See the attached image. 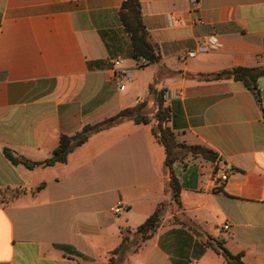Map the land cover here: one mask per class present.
I'll return each mask as SVG.
<instances>
[{
  "label": "crops",
  "instance_id": "0c3cea01",
  "mask_svg": "<svg viewBox=\"0 0 264 264\" xmlns=\"http://www.w3.org/2000/svg\"><path fill=\"white\" fill-rule=\"evenodd\" d=\"M124 1L0 0V264H108L122 228L135 230L165 201L162 225L124 264H230L175 215L246 264H264V75L261 102L241 81L202 77L264 66V0H140L161 54L143 67L120 19ZM207 35L222 47L188 56ZM116 58L132 72L122 88ZM161 92L178 140L218 154L174 164L182 209L172 208L152 124L126 120L52 166L29 169L5 154L45 160L62 134L144 100L154 111Z\"/></svg>",
  "mask_w": 264,
  "mask_h": 264
},
{
  "label": "trees",
  "instance_id": "16d2710c",
  "mask_svg": "<svg viewBox=\"0 0 264 264\" xmlns=\"http://www.w3.org/2000/svg\"><path fill=\"white\" fill-rule=\"evenodd\" d=\"M121 22L129 33L133 47V55L138 65L143 67L150 63L158 62L161 59L159 46L152 40L143 21L142 4L140 0H125L119 9ZM264 75V66L248 67L236 66L216 73L203 74L207 80L232 79L241 81L250 89L261 102L260 90L258 87L259 78ZM153 93L156 91L153 90ZM150 102L144 100L138 104L126 107L118 113L107 117L96 123H89L73 135L62 134L59 143L54 149L51 157L42 161H33L16 152L6 149L5 154L14 164H24L29 169L38 166H52L57 163H66L69 155L77 148L85 144L91 136L101 131L107 130L126 120H132L137 124H152V133L157 141L165 148L166 160L164 174L167 179L168 190L172 194L173 210L182 209L181 192L182 188L178 177L174 171V164L177 161H184L188 156L201 157L209 161H215L218 154L215 150L204 144H188L178 140L172 126L169 125L172 114L171 109L165 105L164 93L157 96V109H150ZM19 191L15 190V195ZM168 203L160 202L154 212L138 226L135 230L126 227L122 228L121 243L110 252L108 264H124L128 258L137 253L145 243L150 240L162 225L166 215ZM173 222L186 228L201 241V246L205 249L212 248L222 254L230 264H246L243 261V254H232L223 242L204 232L192 220L184 218L183 215H175Z\"/></svg>",
  "mask_w": 264,
  "mask_h": 264
},
{
  "label": "built area",
  "instance_id": "2783aa9c",
  "mask_svg": "<svg viewBox=\"0 0 264 264\" xmlns=\"http://www.w3.org/2000/svg\"><path fill=\"white\" fill-rule=\"evenodd\" d=\"M193 2H196L197 0H192ZM171 22H174L173 20H171ZM222 47V44L217 40V38L213 35H207V36H203V38L201 39V42L198 46V48L196 50H192L187 52V55L190 57H194L196 56L198 53H208L211 51H217ZM114 65L116 67H118V71H117V81L118 84L120 86V88L124 87L125 82L127 79H129L132 75V72L130 69L122 67V59L120 58H116L113 61ZM216 179H217V183L222 186L224 183L227 182L228 180V175L225 172H221L218 173L216 175ZM121 209L118 208L117 211H120ZM225 229L229 228V225H224Z\"/></svg>",
  "mask_w": 264,
  "mask_h": 264
},
{
  "label": "rangeland",
  "instance_id": "374dc122",
  "mask_svg": "<svg viewBox=\"0 0 264 264\" xmlns=\"http://www.w3.org/2000/svg\"><path fill=\"white\" fill-rule=\"evenodd\" d=\"M163 148V147H162ZM163 150H164V148H163ZM2 197V196H1ZM168 203V202H167ZM169 210H168V208H167V212H168ZM165 218V217H164ZM164 220V219H163ZM172 221V220H171ZM163 223V222H162Z\"/></svg>",
  "mask_w": 264,
  "mask_h": 264
}]
</instances>
